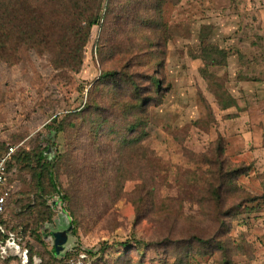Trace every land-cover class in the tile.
Here are the masks:
<instances>
[{
	"label": "rangeland",
	"instance_id": "rangeland-1",
	"mask_svg": "<svg viewBox=\"0 0 264 264\" xmlns=\"http://www.w3.org/2000/svg\"><path fill=\"white\" fill-rule=\"evenodd\" d=\"M161 9L169 37L164 71L171 89L162 105L150 110L145 146L168 166L192 168L184 153L199 155L221 137L227 157L249 168L236 182L235 203L223 209L231 207L236 215L232 222L226 220L227 233L220 238L204 235L211 248L195 244L186 257L180 254L179 264H259L264 248V0H164ZM101 24L92 29L79 73L54 70L46 56L27 50L14 66L0 63V150L17 147L6 183L11 196L0 218V240H13L21 252L26 250L27 264H178L166 253L174 252L171 247L149 248L164 239L166 228L138 221L130 200L120 199L110 210L82 201L74 234L61 195H49L46 180L44 192L37 190L35 155L41 152L50 161L75 146L71 132L54 128L63 114L82 108L87 90L100 76ZM199 39L204 46L215 44L227 52L226 65L209 72L235 98L236 108L220 111L211 87L198 73L201 62L193 57L199 55ZM243 79L248 81L238 82ZM49 125L53 128H46ZM57 174L60 187L67 190L66 168ZM134 186L128 182L124 192L129 194ZM183 206L186 215L198 211L192 202ZM213 226L205 219L198 229L207 232ZM120 243H128L127 250ZM0 264L25 263L7 256Z\"/></svg>",
	"mask_w": 264,
	"mask_h": 264
},
{
	"label": "trees",
	"instance_id": "trees-1",
	"mask_svg": "<svg viewBox=\"0 0 264 264\" xmlns=\"http://www.w3.org/2000/svg\"><path fill=\"white\" fill-rule=\"evenodd\" d=\"M163 3L164 0H0V63L14 66L21 52L27 50L46 56L54 70L79 73L92 29L101 20L97 43L100 76L87 90L82 108L63 114L54 128L57 133L71 132L75 146L50 161L41 152L35 155L37 190L44 192L42 184L46 180L47 193L61 195L67 203L64 211L71 218L74 234L80 225L82 201L110 210L120 199L130 200L138 221L149 220L166 228L164 239L149 248L171 247L174 252L166 253L175 256L179 264L180 254L185 252L186 257L193 245L211 248L204 235L220 238L227 233L226 220L232 222L236 215L231 213V207L223 209L235 203L232 194L239 191L236 182L248 174L249 168L227 157L221 137L199 155L184 153L192 168L168 166L145 146L150 110L161 106L171 89L164 71L169 37L161 14ZM202 40L199 39V55L193 57L201 62L198 73L211 87L220 111L236 108L235 98L209 72L210 68L225 66L228 54L215 44L202 45ZM243 81L248 80L238 82ZM201 102L209 111L206 101ZM5 150H0V155ZM15 162L16 156L9 173ZM62 167L69 181L67 190L58 181L57 171ZM128 182L135 186L126 194ZM189 202L198 209L193 216L184 213L183 205ZM195 217L198 222L194 225ZM205 219L214 224L208 233L198 229ZM120 246L127 250L129 245ZM106 247V243L102 245L101 256Z\"/></svg>",
	"mask_w": 264,
	"mask_h": 264
},
{
	"label": "built area",
	"instance_id": "built-area-1",
	"mask_svg": "<svg viewBox=\"0 0 264 264\" xmlns=\"http://www.w3.org/2000/svg\"><path fill=\"white\" fill-rule=\"evenodd\" d=\"M5 151L0 155V218L5 216L11 191L7 188V178L9 175L8 168L14 162V157L17 153V147L15 145H6ZM0 256V260H1ZM261 261L264 264V248L261 254Z\"/></svg>",
	"mask_w": 264,
	"mask_h": 264
},
{
	"label": "water",
	"instance_id": "water-1",
	"mask_svg": "<svg viewBox=\"0 0 264 264\" xmlns=\"http://www.w3.org/2000/svg\"><path fill=\"white\" fill-rule=\"evenodd\" d=\"M56 204L57 202L54 203V205ZM27 254L28 252L26 250H23V252H21L20 247L16 245L13 240H7L3 245L0 246V256L2 259L7 258V256H12V257L17 256L21 258V263L27 264L28 262Z\"/></svg>",
	"mask_w": 264,
	"mask_h": 264
},
{
	"label": "crops",
	"instance_id": "crops-1",
	"mask_svg": "<svg viewBox=\"0 0 264 264\" xmlns=\"http://www.w3.org/2000/svg\"><path fill=\"white\" fill-rule=\"evenodd\" d=\"M3 227H4V224H3L2 226L0 225V231H1V232H3V229H2ZM260 232H261V236H263V237H262V242L264 243V230H263V231H260ZM4 243H5V242H2V243L0 244V246L3 245ZM259 264H262L261 257H260V260H259Z\"/></svg>",
	"mask_w": 264,
	"mask_h": 264
}]
</instances>
